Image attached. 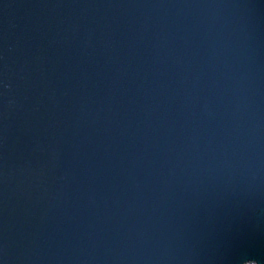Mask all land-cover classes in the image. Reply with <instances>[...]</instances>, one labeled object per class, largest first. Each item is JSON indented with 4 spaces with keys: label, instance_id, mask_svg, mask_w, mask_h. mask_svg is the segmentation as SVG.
I'll use <instances>...</instances> for the list:
<instances>
[{
    "label": "water",
    "instance_id": "95a60500",
    "mask_svg": "<svg viewBox=\"0 0 264 264\" xmlns=\"http://www.w3.org/2000/svg\"><path fill=\"white\" fill-rule=\"evenodd\" d=\"M264 264V0H0V264Z\"/></svg>",
    "mask_w": 264,
    "mask_h": 264
},
{
    "label": "clouds",
    "instance_id": "9594fccd",
    "mask_svg": "<svg viewBox=\"0 0 264 264\" xmlns=\"http://www.w3.org/2000/svg\"><path fill=\"white\" fill-rule=\"evenodd\" d=\"M247 264H255L254 261H248Z\"/></svg>",
    "mask_w": 264,
    "mask_h": 264
}]
</instances>
